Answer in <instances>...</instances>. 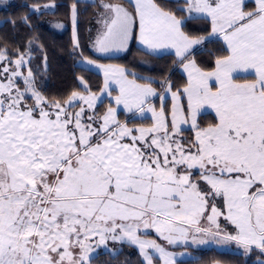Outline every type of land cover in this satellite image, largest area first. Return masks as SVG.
<instances>
[{"label": "snow or ice", "instance_id": "1", "mask_svg": "<svg viewBox=\"0 0 264 264\" xmlns=\"http://www.w3.org/2000/svg\"><path fill=\"white\" fill-rule=\"evenodd\" d=\"M184 4L173 11L163 0L102 2L104 31L95 42L101 53L126 51L135 35L152 52L174 50L188 75L176 91L170 81L161 94L124 68L97 65L99 93L80 78L83 92L49 99L33 70H21L26 54L17 50L13 61L0 48V264H107L109 242L125 241L138 247L142 264H154L149 250L177 264L175 253L142 238L149 230L170 245L232 242L264 256V0L250 10L247 0ZM192 20L208 21V36L185 31ZM212 38L227 54L205 71L194 55ZM113 84L115 106L101 113L97 104ZM152 97L161 100L158 110ZM121 106L133 114L126 121ZM205 109L215 120L202 126ZM145 113L150 126H130Z\"/></svg>", "mask_w": 264, "mask_h": 264}, {"label": "trees", "instance_id": "2", "mask_svg": "<svg viewBox=\"0 0 264 264\" xmlns=\"http://www.w3.org/2000/svg\"><path fill=\"white\" fill-rule=\"evenodd\" d=\"M101 1L125 2V0H96L95 2L79 0V3L77 0H11L7 7H0V48H7L10 59L13 61L17 50L29 57L28 66H24L23 71H27L28 68L33 70L37 88L49 99L64 100L73 91L83 92L84 87L80 78L92 91L99 93L102 90L103 75L81 65L80 62L84 59L118 64L130 74L129 77L140 83L151 84L161 94L164 92L165 81L171 82L173 91L183 89L187 85V79L180 70L182 64L179 58L173 54H149L137 47L135 42L124 55L102 58L93 53L89 46V30ZM163 2L173 11L177 7L185 6L184 0H163ZM50 3L55 4V8L45 7ZM74 3H77L75 27L71 20V6ZM35 8L42 11H34ZM177 15L183 17L184 13L177 12ZM25 17L27 22L24 20ZM57 25H63V27ZM73 31L76 36L73 35ZM185 31L191 35L208 36L210 24L208 21L192 20ZM77 40L78 48L75 46ZM200 48H203V51L195 54L194 58L205 71L213 70L215 59L227 54L222 40H216V38L206 40ZM20 85L24 87L23 82H20ZM103 101V107L100 104L97 105V110L101 113L108 106H113L109 98L106 97ZM153 103L159 109L161 100L156 97ZM163 104L167 112L171 108L170 98H167ZM131 116L124 111L118 112V118L122 121L128 120ZM214 120L215 114L211 112L203 113L198 118L202 126H207ZM152 122L150 117H136L130 126H149ZM183 134H188L191 139L194 131L185 129ZM188 249L192 255L191 258L178 260L177 264L217 262L257 264L247 261L245 254L237 251H224L214 247H188ZM101 260L107 261V264H142L143 262L140 252L128 242L120 243L117 251L106 253Z\"/></svg>", "mask_w": 264, "mask_h": 264}, {"label": "rangeland", "instance_id": "3", "mask_svg": "<svg viewBox=\"0 0 264 264\" xmlns=\"http://www.w3.org/2000/svg\"><path fill=\"white\" fill-rule=\"evenodd\" d=\"M11 2V0H8V4ZM0 7H2V8H4V7H7V6H5L4 5V3H3V0H0ZM55 26V25H54ZM57 28V27H56ZM73 35L74 36H76V34H75V32L73 31ZM97 51V50H96ZM98 52V51H97ZM117 52L118 51H109V52H107V53H101V52H98L99 54H102V55H104V56H112V55H115V54H117ZM26 60H27V64L25 65V67H27L28 66V63H29V57H26ZM87 61L88 60H82L81 62H80V64L81 65H83V66H87V68H89V69H91V70H94V71H97V72H99V73H102L103 72V69L102 68H99V67H97V65H105V63L104 62H95V64H89V63H87ZM3 65H0V67H2ZM90 66V67H89ZM9 67H11V65H9ZM25 69H27V68H25ZM22 71H23V69H21ZM24 72V74L26 75L27 74V71H23ZM103 74H104V72H103ZM20 82H23V79L22 78H20L19 80H18V84L20 85ZM24 85V84H23ZM21 86V85H20ZM21 88H23L22 86H21ZM108 95H104V96H102L101 97V99L102 100H104L106 97H107ZM167 98H170V96H168V97H166V99ZM112 102H113V106H115L114 105V99L112 100V99H110ZM170 100H171V98H170ZM172 100H171V105H172ZM98 104H99V102H98ZM97 104V105H98ZM119 111H124V112H126V113H128L127 112V110L126 109H123V107L121 106L120 108H118V111H117V115H118V112ZM208 111H202V113L201 114H203V113H207ZM128 114H130V115H133L132 113H128ZM136 117H140V118H142V117H150L151 118V113H145L143 116H141L140 114H136ZM152 119V118H151ZM150 126V125H149ZM138 127H140V126H138ZM144 127H147V126H144ZM184 129H188V126H184ZM185 137H187V138H189V135L188 134H183ZM218 205H219V202H218ZM219 223H220V226H221V229H225V230H227L228 232H231L232 231V229H233V226L228 222V221H226L223 217H221V220H219ZM202 224H204V226H207L206 225V222H202ZM151 234H153V235H155V236H151ZM141 235H142V238H145V239H155L156 241H157V243H159V244H161L163 247H165L166 248V250L167 251H170V252H173V253H175L176 254V261H178V260H186V259H189V258H191V253H190V250L187 248V246H190V247H197L198 246V248H199V246L200 245H196V244H191V242H189L188 244H184V243H182V242H178V243H176V244H168L167 243V241H165V240H163V238H161V237H159L158 236V234H156L155 232H154V230H149L148 231V233L145 235V234H143V231H142V233H141ZM126 242V241H125ZM210 245H217V247L218 248H220V249H227V248H231V246H233V247H235L234 248V251H237V252H241V253H243V249L241 248V246H239V245H236L235 243H232V242H229V243H215V242H212V243H209ZM135 246V245H134ZM230 246V247H229ZM109 247L111 248V249H114L115 251H117L118 250V248H119V243H112V242H109ZM136 248H137V250L139 251V249H138V247L137 246H135ZM178 248H181V249H178ZM114 251V252H115ZM150 251V253L153 255V257H154V264H163V259L162 258H160V256H159V254L158 253H156L154 250H149ZM142 256V255H141ZM245 257H246V260L247 261H252V262H254V263H257L258 264V262L260 261V260H264V257L263 256H260L259 255V253L257 252V251H254V252H252L251 254H245ZM142 259H143V257H142ZM249 259V260H248ZM214 264H223V263H221V262H217V263H214Z\"/></svg>", "mask_w": 264, "mask_h": 264}, {"label": "crops", "instance_id": "4", "mask_svg": "<svg viewBox=\"0 0 264 264\" xmlns=\"http://www.w3.org/2000/svg\"><path fill=\"white\" fill-rule=\"evenodd\" d=\"M80 1L95 2L96 0H80ZM102 2H109V1H101L100 4H101ZM249 3H251L252 6H251V4H249ZM50 4H51V3H50ZM50 4H46V5H50ZM247 4H248V9L250 10L251 8L254 7V0H247ZM46 5H45V6H46ZM184 5H185V4H184ZM185 6H186V5H185ZM46 8H47V7H46ZM50 9H52V8H50ZM103 11H104V10H103L101 7H99V9H98L97 13L95 14V17H94V19H93V21H92V23H91L90 30H89V46H90V48H91V50L93 51L94 54H96V55H98V56H100V57H102V58H103V57L106 58V57H115V56L124 55V54L128 51V49H129V47L131 46V44H132L133 42H135V44L137 45V47H139L141 50H143V51H145V52H147V53H149V54H153V55L173 54V55H175V54H174V50H172V49L161 50V51H159V52H152L151 50H147V49L145 48V46L142 45V44L139 42L138 38H137L135 35H134L132 41L129 43L128 49H127L126 51H118L117 54L112 55V56H104V55H102V54H99V53L96 51L95 42H96V40L99 38V36L102 35V33H103V31H104V26H103L102 22H100V21H102V19H103V16L101 15V14L103 13ZM197 47L200 48L201 46H197ZM194 51H195V50H194ZM84 60H93V59H84ZM93 61H95V62H99V61H96V60H93ZM109 65H111V66H115V67L123 68L122 66H120V65H118V64H114V63H105V66H109ZM85 67H87V66L85 65ZM89 67H90V66H89ZM180 70H181L182 74L186 77L187 82H188V75H187V72L184 70L183 65H181ZM213 70H214V69H213ZM210 71H212V70H210ZM100 74H102V75H103V78H104V74H103V72L100 73ZM128 78H129V79H133V78H131V77H128ZM137 83H140V82H137ZM141 84H146V83H141ZM153 88H154V87H153ZM111 91H112V95H111V96H107V98L113 100L114 97L118 94V88L113 84V85L111 86ZM155 98H156V97H152V98H150L151 103H152L153 105H154L153 100H154ZM165 100H166V99H165ZM165 100L163 101V103L165 102ZM157 110H158V109H157ZM204 111H208V112H211V113L215 114L214 110H212V109H205V110H203V112H204ZM220 220H221V218H220ZM151 235H153V234H151ZM154 236H155V235H154ZM155 237H156V236H155ZM119 244H120V243H119ZM188 247H190V246H187V248H188ZM212 247L217 248V249H219V250H224V251H234V248H235V247L231 246V248L220 249V248L217 247V245H210V244L200 245V246H199V248H212ZM229 247H230V246H229ZM191 248H193V247H191ZM194 248H198V246H197V247H194Z\"/></svg>", "mask_w": 264, "mask_h": 264}]
</instances>
